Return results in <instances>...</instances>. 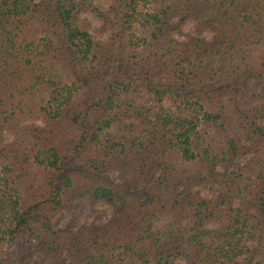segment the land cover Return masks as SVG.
<instances>
[{
  "label": "trees",
  "instance_id": "obj_1",
  "mask_svg": "<svg viewBox=\"0 0 264 264\" xmlns=\"http://www.w3.org/2000/svg\"><path fill=\"white\" fill-rule=\"evenodd\" d=\"M93 1L0 0V247L21 248L0 264H264V0ZM187 21L216 41L174 39ZM83 199L111 220L52 227Z\"/></svg>",
  "mask_w": 264,
  "mask_h": 264
},
{
  "label": "rangeland",
  "instance_id": "obj_2",
  "mask_svg": "<svg viewBox=\"0 0 264 264\" xmlns=\"http://www.w3.org/2000/svg\"><path fill=\"white\" fill-rule=\"evenodd\" d=\"M41 0H35V2H40ZM93 4L100 10H106L111 4V0H94ZM87 23L89 27V33L95 41L107 42L110 38L109 32H101V22L92 14L86 13L81 16ZM177 19L174 20V23ZM187 36H193L199 38L206 42H215L216 36L209 30H200L195 21L185 22L179 31L173 33L174 39L178 41L184 40ZM131 99L136 103L135 105L144 107H153L155 103L151 94L145 91H139L135 94L129 95ZM164 108L171 106V101L165 99L162 103ZM136 123L134 118H129L126 123ZM26 125L42 126L43 123L40 119H30L24 122ZM261 126H264V119L259 121ZM1 138L4 144H10L13 140V135L7 131L3 130L1 132ZM248 155L241 156L237 159L238 163H244ZM222 172L223 169H218ZM108 178L117 184H124V179L119 172L109 171L107 172ZM192 196L195 199H211L214 194L211 192L210 188L205 184L192 186L190 190ZM112 218V208L103 201H96L91 199H83L78 203V208L75 210H63L57 215H55L51 224L56 230H65L69 232H76L80 228H85L86 230L92 231L102 228L107 224ZM211 228L212 225H208ZM21 252V248L16 244L4 245L0 247V259L2 261L11 260L16 257ZM25 258L27 264H55L53 258L44 252L26 249ZM63 258L66 264H76L77 259L72 257L69 253L63 252ZM174 264H185L182 258H176Z\"/></svg>",
  "mask_w": 264,
  "mask_h": 264
}]
</instances>
